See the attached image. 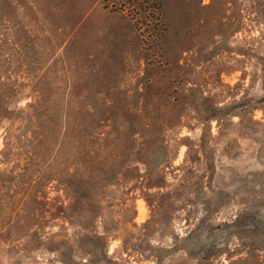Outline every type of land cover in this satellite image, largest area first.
<instances>
[{"label":"rangeland","instance_id":"374dc122","mask_svg":"<svg viewBox=\"0 0 264 264\" xmlns=\"http://www.w3.org/2000/svg\"><path fill=\"white\" fill-rule=\"evenodd\" d=\"M0 264H264V0H0Z\"/></svg>","mask_w":264,"mask_h":264},{"label":"trees","instance_id":"16d2710c","mask_svg":"<svg viewBox=\"0 0 264 264\" xmlns=\"http://www.w3.org/2000/svg\"><path fill=\"white\" fill-rule=\"evenodd\" d=\"M2 113H3V115H8L7 107H6V109L3 110ZM58 149H60V146L58 147ZM44 151L47 152L46 149ZM48 154H51V152L49 153V151H48ZM91 179L93 180L94 178H91ZM57 180L61 183V185H67L66 182H64V181H62L60 179H57ZM77 191L79 192V187L77 188ZM71 209H72V211H74V208H72V205H71ZM91 212H92V210H91V205H90L89 202H87L86 205H84V203H81V205L79 206L78 212L76 214H74V215H80L81 220H83L84 218L88 217L87 214H90ZM82 231L88 232L86 230V228H81V230L77 233V236L78 237H81V238H84V237L87 236V234H82ZM95 238H96L95 246H97V244H98L99 246H102V248H104L105 247V244L107 245V242L106 241L108 239V236L96 235ZM101 252H100L101 256L104 259H107L108 260V257L106 256V253H107L106 250H104V252L101 250Z\"/></svg>","mask_w":264,"mask_h":264}]
</instances>
